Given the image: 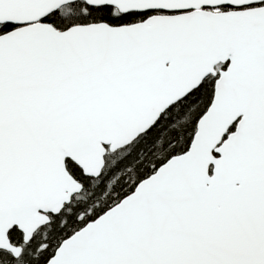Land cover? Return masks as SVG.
<instances>
[{
	"label": "snow or ice",
	"instance_id": "obj_1",
	"mask_svg": "<svg viewBox=\"0 0 264 264\" xmlns=\"http://www.w3.org/2000/svg\"><path fill=\"white\" fill-rule=\"evenodd\" d=\"M0 264H264V0H0Z\"/></svg>",
	"mask_w": 264,
	"mask_h": 264
}]
</instances>
